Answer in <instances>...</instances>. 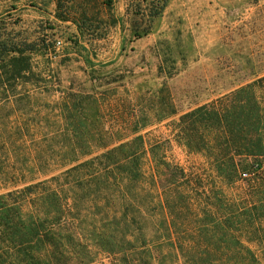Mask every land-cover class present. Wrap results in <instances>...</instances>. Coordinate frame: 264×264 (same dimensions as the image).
I'll list each match as a JSON object with an SVG mask.
<instances>
[{"label": "trees", "instance_id": "trees-1", "mask_svg": "<svg viewBox=\"0 0 264 264\" xmlns=\"http://www.w3.org/2000/svg\"><path fill=\"white\" fill-rule=\"evenodd\" d=\"M168 2L128 8L136 37ZM56 4L94 38L119 21L87 27L97 1ZM53 52L0 25V264H264V75L173 121L204 159L187 167L145 131L180 113L166 85L135 100L63 88L35 63Z\"/></svg>", "mask_w": 264, "mask_h": 264}, {"label": "rangeland", "instance_id": "rangeland-1", "mask_svg": "<svg viewBox=\"0 0 264 264\" xmlns=\"http://www.w3.org/2000/svg\"><path fill=\"white\" fill-rule=\"evenodd\" d=\"M94 1L100 19L87 27L107 29L110 13L119 19L104 38H94L86 26L57 16L56 0H0V25L56 47L49 60L37 57L35 63L50 65L47 69L60 77L63 88L135 100L166 85L180 113L145 131L171 138L172 156L183 165L203 162L200 154L189 153L175 141L173 121L264 75V0H169L150 32L139 38L133 33L136 16L128 14L137 0H113L111 10L104 0ZM41 99L55 104L51 97ZM18 122L12 118L8 127Z\"/></svg>", "mask_w": 264, "mask_h": 264}]
</instances>
